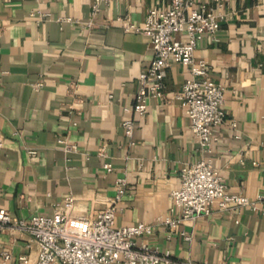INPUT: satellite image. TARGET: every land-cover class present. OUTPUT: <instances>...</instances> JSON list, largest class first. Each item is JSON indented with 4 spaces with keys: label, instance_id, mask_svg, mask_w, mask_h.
I'll list each match as a JSON object with an SVG mask.
<instances>
[{
    "label": "crops",
    "instance_id": "0c3cea01",
    "mask_svg": "<svg viewBox=\"0 0 264 264\" xmlns=\"http://www.w3.org/2000/svg\"><path fill=\"white\" fill-rule=\"evenodd\" d=\"M92 3L0 0V208L18 218L51 216L73 196L70 215L94 216L117 197L123 178L117 224L155 226L138 244L148 242L176 262L264 264V0H224L217 40L206 37L195 51L225 88L227 121L207 155L228 190L253 204L226 211L215 205L174 234L164 223L171 192L180 187L182 167L203 155L174 97L189 73L181 64L170 67L165 98H151L147 113H136L139 75L153 49L146 34L117 20L143 23L150 8L170 0H114L97 15ZM126 119L135 124L130 137ZM3 250L11 252L9 262ZM23 256L33 264L37 246L24 231L6 228L0 264H21Z\"/></svg>",
    "mask_w": 264,
    "mask_h": 264
},
{
    "label": "built area",
    "instance_id": "2783aa9c",
    "mask_svg": "<svg viewBox=\"0 0 264 264\" xmlns=\"http://www.w3.org/2000/svg\"><path fill=\"white\" fill-rule=\"evenodd\" d=\"M113 1L93 0V15L98 14L102 3ZM215 3L214 7L204 0H170L165 8H150L143 23L117 18L127 31L146 34L153 49L149 66L139 75L134 104L136 113H147L151 98H165V78L170 67L181 64L189 73L174 97L181 102L203 155L198 161L182 167L180 187L171 192V216L164 223L172 234L184 221L211 215L216 207L219 211H226L253 204L245 194L228 190L220 171L207 155L213 144L220 141L218 129L227 121L223 107L225 88L210 77L208 61L195 55L203 39L217 40L224 18V0H215ZM3 73L0 66V82ZM229 124L234 130L238 128L235 119ZM123 126L130 137L134 120H124ZM59 141L65 142V139ZM104 168L109 171L112 164L106 163ZM125 184V179L117 180V197L94 216L70 215L68 211L75 204L73 196L66 198L51 216L34 214L27 219L18 218L6 208H0V233L6 228L27 233L37 246V258L33 264H203L176 262L169 252H161L148 242L138 244L139 238L154 233L153 224H117L115 204L125 193ZM1 255L6 262L12 258L7 250ZM21 264H28L25 256L21 258Z\"/></svg>",
    "mask_w": 264,
    "mask_h": 264
}]
</instances>
